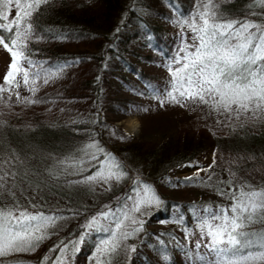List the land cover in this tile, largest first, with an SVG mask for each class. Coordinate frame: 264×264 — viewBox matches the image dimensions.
<instances>
[{
	"label": "trees",
	"instance_id": "trees-1",
	"mask_svg": "<svg viewBox=\"0 0 264 264\" xmlns=\"http://www.w3.org/2000/svg\"><path fill=\"white\" fill-rule=\"evenodd\" d=\"M205 2L49 0L38 15L34 14V28L39 38L28 45L31 59L44 62L46 67L56 68L64 64L68 67L54 78L61 80L58 85H50L52 89H44L46 86L41 85L35 97L26 89H19L20 94L24 91L21 96L38 99L44 106L42 110L45 114L41 112L43 118L31 116L26 119L20 115L10 121L0 120V160L18 157L19 161L13 163L21 174L27 172L31 177L21 185L22 195L18 192L17 199L21 204L32 201L46 214L60 215L64 219L48 230L47 238L40 242L35 251L0 257V264H53L59 248L56 251L50 249L55 245L62 246L61 242L69 244V251L60 258L62 264H92L89 261L91 257L94 258L97 236L94 233L86 234L84 226L93 215L107 207L117 206L118 201L128 197L133 185L131 177H128L126 184L107 194L90 209L92 206L81 204L84 189L77 188L71 195L64 194V179L58 175V162L83 157L81 149L88 144L96 143L103 147L104 140L114 146L119 139L129 140L109 125L103 118L104 113L141 117L167 108H184L174 105L161 108L153 97L152 89L167 87L169 62L178 54L183 40H191V32L182 29L178 22L191 19V14L197 13ZM214 3L225 20L248 21L264 26V0H214ZM15 15L13 10L11 17ZM8 53L11 63V53ZM154 68L159 72L154 73ZM3 83L4 78L0 85ZM8 95V92H4L0 94V99L3 101ZM18 103L27 109L24 101ZM202 111L204 114H192L190 120L194 124V133L191 135L179 136L176 141L168 140L158 147H147L142 141H131L127 142L126 148L139 154L145 153L146 160L154 170L161 167L165 160L170 161L165 168L167 170L158 176L161 179L171 169L191 164L198 155L210 150L213 159L206 168L205 179L191 176L169 181V185L181 187H187L197 180L203 183L206 192L202 193L198 203L201 208L209 205L216 208L222 204L229 207L232 201L218 193V189L229 190V180L236 186L247 183L253 189L264 190V116L228 120L210 113L206 106ZM51 114H58V118L47 119ZM108 131H112L113 135ZM103 152L110 153L119 161L110 149L103 147ZM84 159L83 165L88 170L80 173L74 181L96 171L93 163ZM213 164L214 167L210 168ZM211 194L215 196L213 203L209 201ZM11 201V197H4L0 199V206H10ZM57 201H64L67 205L61 207ZM225 201L230 202L224 204ZM186 205L167 201L163 208L150 213L144 220L143 230L123 242L126 247L134 245L136 252L121 250L110 257V264H178L177 258L185 257L178 247L173 250L167 245L163 250L164 256L159 252V245L154 244L156 237L164 240L171 236V228L152 230L148 227L168 221L176 206L184 216L182 224L189 227L197 219L192 218L189 209L186 211ZM260 221V225L263 224L261 228L253 223L246 231H264V220ZM82 235L83 241L80 240ZM171 237L177 238L181 246L185 245L178 236ZM70 242H74L75 247ZM46 256L49 258L47 261L44 260ZM101 257L102 254H96L95 263L102 264ZM201 258V255L194 254L190 260L184 258L183 263L201 264ZM253 264H264V261L257 260Z\"/></svg>",
	"mask_w": 264,
	"mask_h": 264
},
{
	"label": "snow or ice",
	"instance_id": "snow-or-ice-1",
	"mask_svg": "<svg viewBox=\"0 0 264 264\" xmlns=\"http://www.w3.org/2000/svg\"><path fill=\"white\" fill-rule=\"evenodd\" d=\"M48 3L49 0H0V46L12 57L4 83L0 85V94L9 93L5 103L11 102L13 92L17 102L39 103L38 99L21 96L19 89L24 88L35 97L41 85H48L68 67L67 64L46 67L44 62L31 59L28 45L39 38L33 17ZM13 10L16 15L11 17ZM178 23L182 29L191 32V40H183L178 54L169 62L167 87L152 89L159 106L203 105L210 113L228 120L264 116V26L225 20L214 0H206L197 13L191 14V19H182ZM81 151L83 157L70 158V162L59 161L60 170L67 175H79L84 171L82 165L87 158L96 171L81 180L69 181L70 184L103 182L110 190L111 181L118 183L126 175L124 166L95 143L85 145ZM13 161H19V158L0 160V199L12 198L10 206H0V257L35 251L47 238L48 230L64 219L60 215L46 214L32 201L20 203L18 192L22 195L21 185L31 177L27 172L21 174ZM227 183L229 190L218 189V193L232 201L229 207L209 205L190 209L202 237L208 240L206 247L211 254V259L201 258V264L264 261V233L246 231L249 225L264 220V190L253 189L247 183L239 186L231 180ZM161 203L155 190L143 184L134 196L118 201L117 206L107 207L90 218L84 226L86 234L88 230L106 234L98 249L102 253V264H110V257L121 250L136 252L134 245L126 247L123 243L143 230L144 221L135 214H143L142 210ZM176 210L179 213V206ZM176 219L182 223L183 214ZM83 239L84 235L80 240ZM70 243L75 247L74 242ZM61 244L50 249L56 251L59 248L53 264H62L61 256L69 251V244ZM48 259L47 256L44 258L45 261Z\"/></svg>",
	"mask_w": 264,
	"mask_h": 264
},
{
	"label": "rangeland",
	"instance_id": "rangeland-1",
	"mask_svg": "<svg viewBox=\"0 0 264 264\" xmlns=\"http://www.w3.org/2000/svg\"><path fill=\"white\" fill-rule=\"evenodd\" d=\"M9 63H10V56L8 51H6V49L0 46V81H2L6 72L8 71ZM152 71L154 73L159 72L157 68H154ZM53 81L54 82H50L48 85H45L46 87L44 89L46 88L52 89L50 85H54V84L58 85L61 82V80L58 81L57 79H54ZM23 97H27V96L25 95ZM24 103L26 104L27 109L23 107L21 104H19L16 101V98L12 99L11 102L8 103H5V100L2 101L1 98L0 120L10 121L12 118L20 115L21 116L24 115L26 119H29L31 116H34L36 118L37 117L43 118L41 112H43V114H45V112L44 110H42L44 108L42 103L39 102V103L27 104V102L25 101ZM195 106L196 105H188V107L186 108L184 107L181 109L177 107L167 108L166 110L156 111L155 113H153V115L141 116V117L134 115L121 117L120 114L104 113L103 118H105L109 122V125L113 128L115 127V129L119 131L118 132L119 134H122L129 139L128 141L119 139L118 143L115 144L114 146H111L108 143H106V141L102 140L104 149H110L113 152V154L118 157L119 161L118 160L117 161L120 162L124 166V168H126L127 173L120 182L117 183L115 181H111L110 182L111 186L109 190V186L104 185L103 182L95 183L92 185L85 183L70 184L69 181H74L78 175H67L66 172L61 171L59 168L60 171L58 172V175L60 176V178L64 179L62 181L63 183L61 182L62 184H64L63 186L66 191L64 192V194L71 195L72 191H75V189L77 188L84 189L85 193L82 195V198L80 199L82 201L81 204L87 205V207L92 206L90 209H93L95 205H98L105 198V196H107V194H110L111 192H114L115 190L119 189L122 184L124 183L126 184L128 177H131V183L133 185L130 189L128 197L134 196L138 187H142L143 184H148L155 190L156 194L161 198L162 201V203L158 206L154 205L149 209L142 210L143 214L136 213L135 215L139 220L144 221L149 216L150 213L160 208H163L164 203H166L167 205V201H172V202L177 201L178 203H187L186 211L188 209L190 211V209L193 206L199 207L198 203L200 201V197H202L203 192L204 193L206 192L205 185L203 183L197 180L187 187H181V186H173V184L171 183L169 185V181L173 179H187L191 176H199L197 178H200L201 180L205 179L204 174H206V168L210 163H212V159H213V153L210 150L204 151L203 153L198 155V158L191 164H186L171 169L169 171V174L163 179H161V177L159 178L158 176L164 170H167L165 168L168 166L170 161L166 162L165 160L162 163L161 167H158L156 170H154V168L150 167V163L146 160L147 155L145 153L142 152L139 154V152L137 151H132L131 149L126 148L127 142H131V141L132 142L142 141V143L147 147L149 146L158 147L160 146V144L168 140L176 141L179 136L184 137L188 133L189 135H191L192 133H194L192 131L194 124L192 120H190L191 118H193L192 114H204V111H202L203 106L200 105V110L199 109L196 110L198 106L196 107ZM196 111H200V112L198 113ZM50 118L57 119L58 114H53L47 119ZM129 120L137 121L138 127L136 134H130L126 131L125 125ZM108 134L113 135V132L108 131ZM96 145L99 148L103 149V147L100 144H96ZM82 167L84 168V170H88V167H85L84 165H82ZM65 183H67L68 185ZM214 197L215 196L212 194L211 196H209L210 203H213L215 201ZM229 202L225 201L223 203L227 204ZM57 203H61V202L57 201ZM128 203H131V201H129ZM66 205L67 204L64 201L61 203V207H64ZM227 206L224 205L223 207H227ZM173 211L174 212L169 216L168 221L163 223H154L150 225L148 228L152 230H164L166 228H171V230L173 231V234L171 236L176 235L181 240L183 239L185 245L181 246L177 238L171 236H168V238L164 240L158 239V237H156V241L154 244L159 245L160 248L159 252L161 251L162 253L161 252L160 253L165 256L163 250H166L165 247L168 245L170 249L173 250H175L176 247H178L179 248L178 250L181 252V255L185 256L184 258L188 260H190V256L194 254L199 256L201 255L202 258L204 259H211V254L209 253V250L206 247L208 240L206 237H202L201 231L198 227V221H195L189 227L184 226L182 223L177 222L176 218L180 213L177 212L176 207H174ZM190 214H192L191 211ZM192 218H193V214H192ZM261 222L262 221L256 222L255 226H257V228H261L263 225V224L260 225ZM87 233L88 234L94 233L97 236L96 239L97 245L94 250V258H96V254L99 255L102 254L100 251H98V249L100 247V241L105 239L106 234L104 232H97L94 230H88ZM258 233H264V231H259ZM161 241H163V243H161ZM197 243L200 244L199 248L196 247ZM94 258L91 257L89 263L97 264L95 263L96 260ZM183 259L177 258L178 264H184Z\"/></svg>",
	"mask_w": 264,
	"mask_h": 264
},
{
	"label": "bare ground",
	"instance_id": "bare-ground-1",
	"mask_svg": "<svg viewBox=\"0 0 264 264\" xmlns=\"http://www.w3.org/2000/svg\"><path fill=\"white\" fill-rule=\"evenodd\" d=\"M138 123L136 120H129L126 125L125 129L130 134H136L137 132Z\"/></svg>",
	"mask_w": 264,
	"mask_h": 264
}]
</instances>
